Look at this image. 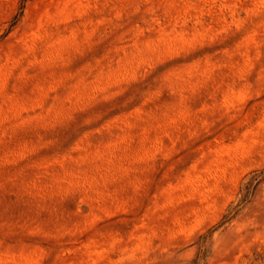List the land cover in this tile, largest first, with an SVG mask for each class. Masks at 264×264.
I'll use <instances>...</instances> for the list:
<instances>
[{"label": "rangeland", "instance_id": "rangeland-1", "mask_svg": "<svg viewBox=\"0 0 264 264\" xmlns=\"http://www.w3.org/2000/svg\"><path fill=\"white\" fill-rule=\"evenodd\" d=\"M0 264H264V0H0Z\"/></svg>", "mask_w": 264, "mask_h": 264}]
</instances>
